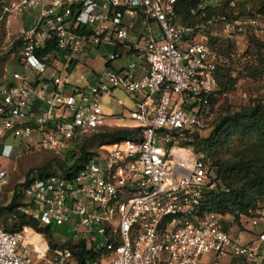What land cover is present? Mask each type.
<instances>
[{"label":"built area","instance_id":"obj_1","mask_svg":"<svg viewBox=\"0 0 264 264\" xmlns=\"http://www.w3.org/2000/svg\"><path fill=\"white\" fill-rule=\"evenodd\" d=\"M177 3L0 0V27L40 11L33 27L0 46V58L13 50L25 69L9 77L4 68L0 76V138L29 150L71 151L107 125L101 100L115 90L136 100L131 120L139 130L77 171L35 175L18 211L42 227H65L70 246L52 251L34 228L9 232L0 225V264H31L29 247L49 264H79L71 246L80 242L99 255L86 264H264V202L239 223L201 214L216 183L212 162L194 144L210 131L218 88V55L204 34H232L256 21L212 17L197 29L180 22ZM102 50L111 51L92 84L73 86L69 69L60 70ZM124 59L125 67H112ZM6 180L0 171V187ZM28 230L41 236L43 248L27 241Z\"/></svg>","mask_w":264,"mask_h":264},{"label":"trees","instance_id":"obj_2","mask_svg":"<svg viewBox=\"0 0 264 264\" xmlns=\"http://www.w3.org/2000/svg\"><path fill=\"white\" fill-rule=\"evenodd\" d=\"M207 1L209 0H178L176 13L180 22L199 29L212 17H226L228 20L243 18L235 11L236 5L231 6L234 0H224L216 6L207 5ZM201 4L204 5V10L200 9ZM210 31L204 34V41L208 47L216 51L215 48L220 42L217 38L210 36ZM15 45L16 49L19 42ZM12 52L13 50L9 51V53ZM6 59L0 58L1 71L6 64ZM217 65L218 88L210 98L215 117L211 122L209 135L201 138L198 134L194 142L197 149L204 151L212 162L216 183V187L209 190L203 200L201 214L216 213L233 218L239 223L249 209L264 202V102L243 107L238 111L227 108L218 114L221 96L234 90L237 81L232 76L231 68L221 62L219 57ZM107 127L109 126L106 125L87 136L88 139H80L75 143L70 161L63 158L62 153L44 150L53 158L42 167L31 170L26 177V182L19 185L14 193L12 205L9 208L13 216V228L24 226L23 229H25V226L29 225L48 235L51 234V226L42 227L39 222L18 211L20 206L25 205L24 194L32 184L35 175L46 176L77 171L93 159L94 153L88 151V147L93 142L111 145L131 138L139 131L136 128L122 127L106 132ZM89 140L93 142L89 144ZM70 163L73 164L70 165ZM0 225L6 231H16L11 229L12 226H4L1 223ZM225 228L227 229V226ZM65 246H70V242H67ZM71 248L79 264H86L99 257L98 254L86 249L85 242H80Z\"/></svg>","mask_w":264,"mask_h":264},{"label":"rangeland","instance_id":"obj_3","mask_svg":"<svg viewBox=\"0 0 264 264\" xmlns=\"http://www.w3.org/2000/svg\"><path fill=\"white\" fill-rule=\"evenodd\" d=\"M224 0H209L207 5L216 6ZM236 5L235 11L242 16L243 20L256 21V24H244L241 29L236 32L225 33L223 31L212 30L210 36L217 38L220 42L215 48L221 62L226 63L228 68L232 70V76L236 79V87L231 92L221 96L218 103V114L230 108L233 111H238L243 107H248L259 102H264V0H234ZM39 10H29L25 16L18 19H9L7 24L0 27V46L5 47L8 42L16 40L20 30L28 29L34 26L36 19L39 17ZM206 34V33H205ZM199 40H202L201 36ZM111 50H102L97 54V57H82L79 64L75 68L72 65L71 79L73 83L78 82V74L87 73V71L101 72L104 69V62L107 59L108 53ZM12 54L6 51L2 57L6 59V73L12 77L14 72H25V69L19 65V61L12 59ZM121 61H117V65ZM3 68V70H4ZM70 65H62L60 70L69 69ZM4 71L0 70V76ZM119 100L128 102L126 107L121 106ZM102 110L107 118V124L118 118L117 123H111L106 128V132H112L121 127L117 125H133L130 120L133 112L131 96L124 91L115 90L110 95L103 96L101 100ZM210 131L203 133L201 138L209 135ZM82 139H88L83 137ZM197 141V140H196ZM93 141L89 140V144ZM188 143V142H186ZM102 142H93L88 151L94 153V157L103 159L108 152V145ZM75 144L72 145L74 150ZM71 150V151H72ZM71 151H64L63 158L71 160ZM53 157L50 153L44 150H29L25 143L13 137L0 138V171L7 172V180L5 185L0 187V223L4 226H12L13 230H24V226L13 228L14 221L9 208L12 205L14 193L17 187L26 182V177L31 170L42 167L47 164ZM73 162V161H72ZM74 163V162H73ZM73 163H70L72 165ZM25 227H31L29 225ZM33 228V227H32ZM228 228V226H227ZM36 233L45 235L46 240L53 251L61 247L67 238L70 236L65 227L51 226L48 235L44 231L34 228ZM27 241L34 244L37 249L42 247V238L40 235L27 231ZM31 253V264H49V261L42 260L33 252V248H28ZM19 252L22 248H19ZM51 256H48V260Z\"/></svg>","mask_w":264,"mask_h":264},{"label":"crops","instance_id":"obj_4","mask_svg":"<svg viewBox=\"0 0 264 264\" xmlns=\"http://www.w3.org/2000/svg\"><path fill=\"white\" fill-rule=\"evenodd\" d=\"M99 53V52H98ZM97 53V54H98ZM97 54H94V55H91V56H89V58H91L92 56L93 57H97ZM115 63V62H114ZM114 63L112 64V67L114 68V69H121V68H123V67H125L126 65H127V59H124V60H121V62H119L117 65H114ZM104 65H105V62H104ZM73 66H75L74 64H73ZM4 67H5V65H4ZM71 67H72V65L70 66V68H69V70H68V73L70 74V76H69V81L71 82V84L73 85V86H86V85H89V84H92V83H94V81H95V75L93 74V72L94 71H96V69H94L93 68V71H87V73H84V74H78V76H77V81L78 82H75V83H73V80L71 79V74L74 72V70H75V68L77 67V66H75V68H74V70L72 71V72H69V71H71ZM3 72V71H2ZM122 101V100H121ZM131 101H132V105H133V111L136 109V100H134V98L133 97H131ZM124 102V104H125V107L127 106V104H128V102H126V101H123ZM130 120H131V118H130ZM117 121H118V118H115L114 119V121L113 122H110V123H108L107 125L109 126V125H111V123H117ZM132 122H133V125H117L116 124V127H131V128H136V126H137V124L133 121V120H131ZM246 241H250L251 240V236H247L246 237V239H245ZM225 261H230V259L229 258H225ZM237 261L238 260H233L232 261V264H236L237 263Z\"/></svg>","mask_w":264,"mask_h":264},{"label":"bare ground","instance_id":"obj_5","mask_svg":"<svg viewBox=\"0 0 264 264\" xmlns=\"http://www.w3.org/2000/svg\"><path fill=\"white\" fill-rule=\"evenodd\" d=\"M29 231V230H28ZM32 232V231H31Z\"/></svg>","mask_w":264,"mask_h":264}]
</instances>
